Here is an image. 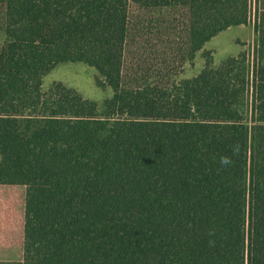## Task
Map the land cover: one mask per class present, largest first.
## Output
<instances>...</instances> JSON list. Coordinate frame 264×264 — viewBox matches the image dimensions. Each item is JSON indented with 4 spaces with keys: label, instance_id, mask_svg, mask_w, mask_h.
Returning <instances> with one entry per match:
<instances>
[{
    "label": "trees",
    "instance_id": "16d2710c",
    "mask_svg": "<svg viewBox=\"0 0 264 264\" xmlns=\"http://www.w3.org/2000/svg\"><path fill=\"white\" fill-rule=\"evenodd\" d=\"M251 5L0 0V264H264V6L251 61L176 78ZM65 61L101 107L43 89Z\"/></svg>",
    "mask_w": 264,
    "mask_h": 264
},
{
    "label": "rangeland",
    "instance_id": "374dc122",
    "mask_svg": "<svg viewBox=\"0 0 264 264\" xmlns=\"http://www.w3.org/2000/svg\"><path fill=\"white\" fill-rule=\"evenodd\" d=\"M256 5L264 6V0H252L251 17L248 23L232 25L211 37L204 44L203 49L197 52L195 58L192 61H187L182 66L179 75L176 77L177 80L183 77H191L203 68L205 64L204 50L212 53L214 63L220 62L229 55H237L242 51L247 52L251 61L254 49L253 22ZM96 74L94 67L82 61L60 62L43 76L42 87L46 90L54 82H63L67 86L76 89L84 97L96 101L98 106L101 107L103 100L111 95L112 90L109 86L99 85L96 81Z\"/></svg>",
    "mask_w": 264,
    "mask_h": 264
},
{
    "label": "clouds",
    "instance_id": "9594fccd",
    "mask_svg": "<svg viewBox=\"0 0 264 264\" xmlns=\"http://www.w3.org/2000/svg\"><path fill=\"white\" fill-rule=\"evenodd\" d=\"M235 151H237L236 148H234V152H235ZM221 163L227 165V164H230V163H231V160H230V158H228V157H222V158H221Z\"/></svg>",
    "mask_w": 264,
    "mask_h": 264
}]
</instances>
